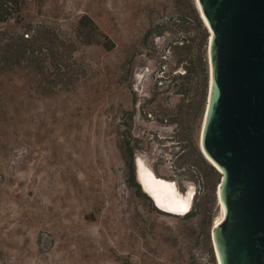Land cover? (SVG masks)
Wrapping results in <instances>:
<instances>
[{
	"label": "rangeland",
	"instance_id": "374dc122",
	"mask_svg": "<svg viewBox=\"0 0 264 264\" xmlns=\"http://www.w3.org/2000/svg\"><path fill=\"white\" fill-rule=\"evenodd\" d=\"M190 3L204 26L194 0H21L0 24L58 66L49 86L29 62L0 75V264H216L219 173L193 137L208 35ZM83 16L100 43L76 40ZM138 158L191 189L185 215L142 193Z\"/></svg>",
	"mask_w": 264,
	"mask_h": 264
},
{
	"label": "water",
	"instance_id": "95a60500",
	"mask_svg": "<svg viewBox=\"0 0 264 264\" xmlns=\"http://www.w3.org/2000/svg\"><path fill=\"white\" fill-rule=\"evenodd\" d=\"M194 2L209 37L207 98L193 137L219 173L210 230L216 264H264V0ZM134 175L159 209L136 161Z\"/></svg>",
	"mask_w": 264,
	"mask_h": 264
},
{
	"label": "trees",
	"instance_id": "16d2710c",
	"mask_svg": "<svg viewBox=\"0 0 264 264\" xmlns=\"http://www.w3.org/2000/svg\"><path fill=\"white\" fill-rule=\"evenodd\" d=\"M20 2L21 0H0V24H4L7 22V20H9L10 18L9 15L11 11L15 9V7H18L20 5ZM190 5H191L190 11H192V13L194 14V20L196 21L198 27L197 34H200V37H202L205 42L207 39L206 28L199 21V18L191 3ZM100 35H102V33L100 32L98 26L89 17L83 16L78 20L76 26V40L81 39L84 42L83 43L84 45H91L97 42L100 43L98 39ZM29 40L30 39L28 38V36L25 35V33H22L14 38H6V37H2L0 32V75H3L4 73L14 70V69L11 70V68H14L13 66H17L15 68H18L19 70H25L26 69L25 65L29 62L40 68V71L36 70L35 68L31 69V72H34L35 75L34 82L40 83L41 86L43 85V83L49 86L50 84L48 81L50 80L51 72L47 73V68L48 67L53 68L54 71V69H58V66L54 58L53 61L47 60L45 63L44 60H41L39 57L35 56V54L33 53L32 45H29L30 44ZM106 48H110V47H106ZM189 50H191V47H189ZM13 56L16 59L15 63H13L10 60V58ZM39 60L41 62H38ZM194 67H195L194 63L190 61L189 66H187L186 68L187 77L191 73L193 74L195 72L193 71ZM203 67L204 68L201 72L202 77L200 81V87L202 89L199 92L201 95L200 98L202 99L203 103H205V100L207 98L206 89L208 86V69H207L208 67L205 64V61ZM203 103H202V108H203ZM119 150L122 156L128 155L131 157L133 155V147H131L128 142L125 143L124 145L122 144V146H119Z\"/></svg>",
	"mask_w": 264,
	"mask_h": 264
},
{
	"label": "bare ground",
	"instance_id": "6f19581e",
	"mask_svg": "<svg viewBox=\"0 0 264 264\" xmlns=\"http://www.w3.org/2000/svg\"><path fill=\"white\" fill-rule=\"evenodd\" d=\"M137 175L143 188L151 195L155 205L163 212L171 215L182 216L189 210L192 193L189 191L181 194L173 182L157 178L144 164L137 159Z\"/></svg>",
	"mask_w": 264,
	"mask_h": 264
}]
</instances>
